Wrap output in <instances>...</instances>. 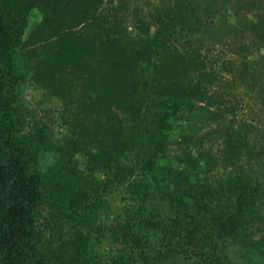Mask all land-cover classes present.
Returning a JSON list of instances; mask_svg holds the SVG:
<instances>
[{"label": "trees", "instance_id": "1", "mask_svg": "<svg viewBox=\"0 0 264 264\" xmlns=\"http://www.w3.org/2000/svg\"><path fill=\"white\" fill-rule=\"evenodd\" d=\"M132 3L0 0V264H264V169L241 165L256 139L209 118L244 87H213L204 1L157 19ZM29 87L58 118H33Z\"/></svg>", "mask_w": 264, "mask_h": 264}, {"label": "rangeland", "instance_id": "2", "mask_svg": "<svg viewBox=\"0 0 264 264\" xmlns=\"http://www.w3.org/2000/svg\"><path fill=\"white\" fill-rule=\"evenodd\" d=\"M131 1L133 3L128 6V10L133 16L139 12L147 19H157L161 14L164 16L174 0ZM202 1L203 5H199L203 10L198 11L200 19L202 22L211 23V26L207 35L202 41H198L197 45L201 47V61H204L206 68L219 70L218 80L214 82L213 87H225L232 73L238 78L241 77L244 87L241 96L233 99L231 104L228 103L230 107L212 111L209 118L212 120L220 117L223 125L236 124V127L242 128L243 135H248L247 132L253 135L257 144L256 155L250 157L246 154L241 165L249 175L261 176L264 169V0ZM251 6L255 7L249 8ZM230 7H240V10H232L229 13ZM197 10L196 8L195 12ZM39 21V17L34 18L31 30ZM223 21L228 22L227 27L222 24ZM255 22L258 28L253 30ZM218 28L219 32L215 33ZM194 41H197L196 36ZM187 43L188 41L183 39L172 40L169 46L183 51L184 47L191 49ZM192 48L195 49L193 46ZM223 65H226L224 67L228 69L227 73L224 72ZM247 83L250 85L248 88L245 86ZM25 95L36 121L58 118L61 108L48 99L42 90L29 87ZM211 124H215V121ZM54 161V154L47 153L43 157L44 165H50ZM231 169L226 170V165L219 164L212 177L224 179Z\"/></svg>", "mask_w": 264, "mask_h": 264}]
</instances>
